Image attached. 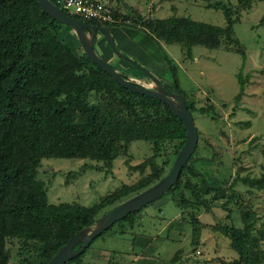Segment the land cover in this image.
Listing matches in <instances>:
<instances>
[{
    "label": "trees",
    "instance_id": "16d2710c",
    "mask_svg": "<svg viewBox=\"0 0 264 264\" xmlns=\"http://www.w3.org/2000/svg\"><path fill=\"white\" fill-rule=\"evenodd\" d=\"M201 1L205 6L221 9L222 26L188 16L143 17L132 11L139 21L135 26H140L155 40L180 44L188 57L191 46L198 44L233 49L240 53L242 61L244 51L232 34V21L235 20L230 15L232 8L222 0ZM251 3V0H236V7L245 9ZM123 6L128 7L124 3ZM110 9L111 17H116L111 5ZM63 12L88 23L112 22L82 20ZM258 24L264 25V11ZM68 37H71L69 42ZM172 75L173 90L184 100L190 113L196 111L216 118L211 103L195 106ZM237 76L239 90L232 97L234 103L242 94L245 78L239 72ZM89 92L98 96L97 102L86 100ZM160 107L165 109V114L159 112ZM184 138L181 121L164 103L120 86L83 53L68 25L40 11L37 0H0V264H5L7 258L5 237L40 242L48 252L45 264L68 237L92 225L103 208H111L156 182L167 164L166 157L161 163L155 160L161 152L159 144L177 139L175 155ZM136 139L150 144L151 152L136 164L124 162L128 169L138 172L132 183H123L89 204L47 201L45 186L35 177L41 158H87L99 160L105 168H111L112 160ZM189 158L174 183L164 191L179 208L178 218L188 224L189 241L198 243L204 225L198 212L209 210L211 203L221 198L220 206L227 222L218 219L216 224L210 223L209 228L226 237L229 247L236 253L234 259L222 261V264H264V251L253 248L257 238L250 232L252 214L242 212L239 215L241 225L234 226L229 215L231 207L227 206L231 194L220 192L223 185L232 189L238 181L245 185L255 183L258 187L259 180L248 179L249 175L245 174L237 175L235 169L234 177L222 181L220 186L207 185ZM240 162L234 164L235 168L244 167ZM181 175H184L182 182ZM190 181L197 182L192 186L194 189ZM186 192H193L194 196H187ZM136 213L117 219L110 225H114L111 230L124 232L132 225ZM79 245L77 243L72 249ZM81 253L61 264H78Z\"/></svg>",
    "mask_w": 264,
    "mask_h": 264
},
{
    "label": "rangeland",
    "instance_id": "374dc122",
    "mask_svg": "<svg viewBox=\"0 0 264 264\" xmlns=\"http://www.w3.org/2000/svg\"><path fill=\"white\" fill-rule=\"evenodd\" d=\"M99 1L111 5L116 16L113 17L112 22L100 25L110 35L117 54L124 55L130 61L115 54L105 36L96 30V35L100 34V36L93 38L92 47L94 46L93 50L98 57L117 69L120 75L130 82L173 95L175 92L172 74H174L181 89L193 92L200 100L207 95L216 102L213 106L217 107L224 119H212L193 111L192 122L198 133L202 132L204 136L209 137L219 129H225V126L232 127V163L235 162L232 166L241 161L244 167L229 168L230 155L226 151L229 146L224 142L217 147L218 154H222L223 160L215 162L216 159L212 158L207 162L211 163L212 170L204 174L200 165L193 161L191 163L200 170L207 185H211L210 181L205 179L207 175L221 178L224 177L223 173L227 169L232 170V176L229 173L228 179L233 178L237 173V175H249L248 179L259 180L258 187L254 185L255 183L245 185L238 181L232 189L223 185L220 192L231 194V201L227 206L231 207L229 215L234 226L241 223L239 215L242 212L252 214L249 217L252 224L250 232L252 237L257 238L253 248L264 251V25L258 24V19L264 11V0H251L252 3L245 9L236 7V0H222L232 8L230 15L235 17L231 28L233 36L244 51L242 61L240 53L233 49H225L221 46L207 48L198 44L191 46V56L188 57L180 44L159 42L139 28L140 26H135L137 23L139 25V21L132 11H137L143 17L188 16L194 20L222 26L224 18L221 9L205 6L201 0H139L135 1L134 5L128 4V0ZM129 1L132 3L131 0ZM123 3L128 7L123 6ZM85 34H88V30H85ZM69 39L71 37L67 38V42L70 41ZM238 72L241 77H245L242 94L239 97L242 100L240 104L232 100L239 90ZM146 74H150L151 77ZM141 79L150 82L147 83L148 85H143ZM86 100L97 102L98 96L89 92ZM194 103L201 104L204 101L194 100ZM121 111L124 112L125 109L121 108ZM159 112L165 114V109L160 107ZM215 113L217 116L218 112ZM218 136L221 141H225L222 134ZM177 144V139L159 144L161 152L156 156V162L161 163L164 157L167 158V164L163 166L159 179L167 172ZM198 146L201 147L197 150L200 154L209 152L207 148L202 150L205 146L204 140L198 141ZM150 152V144L140 139L133 140L112 160L111 168H105L99 160L87 158L44 157L39 161L35 177L45 186L47 201H75L89 204L98 196L123 183H132L138 177V172L128 169L124 162L127 161L130 165L136 164ZM235 169L236 173H234ZM144 171H147V168ZM182 181L184 175H181L180 182ZM190 183L192 187L197 182L190 181ZM193 192H186V195L192 197ZM167 193L164 192L136 210V216L140 220L127 233L111 234L110 231L114 226L112 225L92 238L80 254L78 264H107L106 254L112 250L122 253V257L117 259L122 260L120 264L125 258L131 257L129 254L132 251L136 255L143 251L144 256L136 262H128L129 264H222V261L236 257V253L228 245V239L209 228L210 223L216 224L218 219L224 221L223 223L227 222L223 216L225 211L220 206L221 198L211 203L210 209L199 216L200 222L204 223L200 229L201 238L198 243H192L188 238L190 231L188 224L178 218L173 219L179 208L173 204ZM108 207L103 208L96 217L98 218ZM97 218L88 227H92ZM165 221L169 222L161 228ZM167 234L170 240L168 246L164 247L165 238L162 237ZM3 244L7 253L5 264H44L48 254L42 248V244L34 240L5 237ZM151 258L153 261H149ZM111 262L110 260L108 264Z\"/></svg>",
    "mask_w": 264,
    "mask_h": 264
},
{
    "label": "water",
    "instance_id": "95a60500",
    "mask_svg": "<svg viewBox=\"0 0 264 264\" xmlns=\"http://www.w3.org/2000/svg\"><path fill=\"white\" fill-rule=\"evenodd\" d=\"M40 11L48 14L53 19L66 24L70 27L75 35V38L83 51V53L89 58V60L105 71L112 79H114L120 86L128 89L131 92L144 94L157 99L164 103L170 111L181 121L184 128L185 138L178 148L168 171L155 183L142 189L141 191L133 194L132 196L115 204L102 215H100L92 227H83L68 237L66 241L55 250V252L49 257L45 264H61L62 262L76 256L81 253L89 243V241L104 231L117 219L124 217L126 214L138 210L153 199L159 197L164 191L170 187L182 165L187 161L188 157L193 152L196 145V128L192 122V116L189 110L186 108L184 100L178 94H169L161 90L147 88L145 86L132 83L118 73L114 68L108 65L100 57H98L93 48V38L95 31L101 32L111 48V50L117 54L113 41L107 31L102 27L93 23H88L74 18L56 5L51 3L50 0H37ZM85 30H88V34H85ZM120 57L130 61L124 55L117 54ZM80 243L79 247L72 249L74 245Z\"/></svg>",
    "mask_w": 264,
    "mask_h": 264
},
{
    "label": "crops",
    "instance_id": "0c3cea01",
    "mask_svg": "<svg viewBox=\"0 0 264 264\" xmlns=\"http://www.w3.org/2000/svg\"><path fill=\"white\" fill-rule=\"evenodd\" d=\"M135 1H139V0H131V2L132 3H130V1L128 0V4H132V5H134V2ZM123 2H125V0H123ZM106 3V2H105ZM150 3V2H149ZM150 16H152V15H150ZM159 42H161V41H159ZM117 70V69H116ZM117 72H118V70H117ZM119 73V72H118ZM149 77V76H148ZM154 78V77H153ZM137 79H139V78H137ZM155 79V78H154ZM140 80V79H139ZM142 80V84L144 85V84H146V85H148L147 83L148 82H150V81H146V80H144V79H141ZM183 91L187 94V96H188V98H190L191 100H198V101H204V103L205 102H207V103H211L212 105H213V103H216V102H214L213 101V98H210L209 99V96H207V95H204V97H203V100H200V98L198 97V98H196L195 97V94L193 93V92H191V91H189V92H186V90H184L183 89ZM242 100L239 98V100L237 101V103L236 104H240V102H241ZM204 103H201V104H204ZM201 104H194L195 106H198V105H201ZM219 104V103H218ZM213 109H214V112H218V114H217V116H216V118H220V119H222L223 117H222V115L219 113V111L217 110V107L214 105L213 106ZM219 115H221V116H219ZM210 118V117H209ZM224 119V118H223ZM223 124H225V122H223ZM226 128L225 129H219V131H217V130H215V132L217 133H215L212 137H209V136H207V135H205L204 136V133H202V132H199L198 133V130H197V134H196V141H197V143H196V147H195V150L193 151V153L190 155V163H191V161H193V162H195L196 164H198V165H200L201 166V171H203V173L205 174L207 171H209V170H212V167H211V163H207L210 159H212V157H211V155H214L213 156V158H215L216 160H215V162H217V161H221V159L223 160V157H221L222 156V154H218V146L220 145V144H222L223 142L224 143H226L228 146H229V148H228V150H226L228 153H229V155H230V158H229V161H230V169L233 167L232 166V127H230V126H225ZM196 128V127H195ZM223 132V133H222ZM218 134H222L224 137V139H225V141H221L220 140V136H218ZM204 140V148H202V150H204L205 148H207L208 149V153H203V154H200L199 153V151H197L198 149L200 150V146H198V141L200 142V141H203ZM203 146V145H202ZM220 150V149H219ZM200 152H203V151H200ZM222 153V152H221ZM197 156V157H196ZM218 156V157H217ZM239 157V156H238ZM193 158V159H192ZM219 158V159H218ZM241 163V165H242V167H243V165H244V163H242V162H240ZM214 164V163H213ZM191 165H192V163H191ZM194 167V166H193ZM195 168V167H194ZM197 171H199L200 172V170L199 169H197V168H195ZM230 169H227L226 171H224V173H223V175H224V177H218V176H216V175H212V176H206L205 177V179L206 180H208V181H210V183H211V185H214V186H220L221 184H222V181H225L226 179H228V176H229V173H231V175L230 176H232V170H230ZM211 207V206H210ZM211 209H213V208H211ZM201 211V212H200ZM199 212V214L197 215L198 216V218H199V216L200 215H202V213H204V211L203 210H200ZM179 212H180V210L178 211V213L173 217V219H176V218H178V216H179ZM240 217V216H239ZM238 217V218H239ZM179 219V218H178ZM139 217L138 216H136V218H135V221H133V223H132V225L130 226V227H128V228H125V230H124V232H114V231H110L111 232V234H122V233H127L133 226H135V225H137L138 224V222H139ZM239 221H241V220H239ZM169 221H165L164 222V224L161 226V228H163V226L166 224V223H168ZM239 225H241L240 224V222H239V224L237 225V226H239ZM166 226V225H165ZM163 230V229H162ZM155 236H157L158 237V235H155ZM155 236H153V237H155ZM162 238H165L164 240H163V246L164 247H167L168 246V243H169V238H168V234L166 235V236H163ZM201 238V232H200V234H199V239ZM151 241V240H150ZM149 242V241H148ZM153 242V241H152ZM142 247H144V246H142ZM141 247V248H142ZM141 250H143V248L141 249ZM177 251L178 250H176L175 252L177 253ZM134 251H132L130 254H129V256H131V257H129V258H125L124 259V261L121 263V264H129L128 262H136V260L137 259H140V257H143L144 255H143V251H141L140 253H138L137 255L136 254H134L133 253ZM107 256H106V259H105V261H106V263L108 264V262H110V260L112 261L111 262V264H120V262L122 261V260H120V261H118L117 259L118 258H120V257H122V253L121 252H119V251H117V250H112L111 252H107V254H106ZM177 255H178V253H177ZM111 257V258H110ZM126 257H128V256H126ZM234 258V257H233ZM126 260H127V262H126ZM149 261H153V259L151 258V260H149ZM148 261V262H149ZM209 262V261H208ZM207 264V263H206Z\"/></svg>",
    "mask_w": 264,
    "mask_h": 264
},
{
    "label": "built area",
    "instance_id": "2783aa9c",
    "mask_svg": "<svg viewBox=\"0 0 264 264\" xmlns=\"http://www.w3.org/2000/svg\"><path fill=\"white\" fill-rule=\"evenodd\" d=\"M59 9L100 23L112 21L110 5L99 0H50Z\"/></svg>",
    "mask_w": 264,
    "mask_h": 264
},
{
    "label": "flooded vegetation",
    "instance_id": "af4514ba",
    "mask_svg": "<svg viewBox=\"0 0 264 264\" xmlns=\"http://www.w3.org/2000/svg\"><path fill=\"white\" fill-rule=\"evenodd\" d=\"M95 25H98V26H101V25H99V24H95ZM101 33V32H100ZM97 37V36H100V34L99 35H96V31H95V35H94V37Z\"/></svg>",
    "mask_w": 264,
    "mask_h": 264
}]
</instances>
